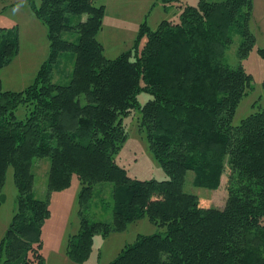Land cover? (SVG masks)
I'll return each instance as SVG.
<instances>
[{"label": "trees", "instance_id": "trees-1", "mask_svg": "<svg viewBox=\"0 0 264 264\" xmlns=\"http://www.w3.org/2000/svg\"><path fill=\"white\" fill-rule=\"evenodd\" d=\"M159 1L164 9L182 2ZM32 7L47 28L49 58L24 90L4 91L0 84V203L8 166L17 191L0 264H45L41 228L50 215V194L67 188L72 176L80 184V223L66 254L75 264L87 259L95 234L106 237L142 218L159 230L137 235L109 264H264V105L253 104L232 124L252 90L251 74L241 64L254 46L251 0H199L154 31L142 23V49L112 60L96 38L104 5L40 0ZM67 33L75 39L63 38ZM235 35L241 40L232 68L223 59ZM15 41L0 43V69L15 55ZM65 52L73 58L70 79L52 83L53 66ZM262 90L264 98V77ZM140 92L150 96L143 105ZM19 107L22 118L16 116ZM132 110L139 112L137 131L164 172L162 180L130 178L114 161L127 138L123 119ZM42 158L49 169L45 197L38 199L32 166ZM226 170L221 210L183 190L188 172L193 186L216 189ZM98 186H110V223L86 215Z\"/></svg>", "mask_w": 264, "mask_h": 264}, {"label": "rangeland", "instance_id": "rangeland-1", "mask_svg": "<svg viewBox=\"0 0 264 264\" xmlns=\"http://www.w3.org/2000/svg\"><path fill=\"white\" fill-rule=\"evenodd\" d=\"M199 0H182L180 6L164 9L159 0H95V5H104L102 28L97 40L102 45L103 54L112 60L124 52L140 51L145 37H139V28L145 23L154 31L162 20L176 22L183 6H196ZM222 2L224 0H205ZM40 0H0V28L4 30L3 40L16 37L17 51L9 63L0 69V84L4 91L19 92L27 88L35 79L41 65L48 63L49 41L46 26L38 20L32 6L39 7ZM249 30L254 37V46L242 60V68L252 77V90L242 98L236 107L232 124L237 125L251 111L252 105H264L262 80L264 77V0H251ZM76 35L67 33L63 38L74 40ZM232 44L224 53L223 63L229 67L238 66L237 49L240 36H232ZM137 46V48L135 47ZM133 60V59H132ZM73 64L72 54L65 52L58 57L53 66L51 82L66 84L70 79ZM150 96L144 92L137 95L143 105ZM23 107L16 111L18 118L24 117ZM139 112L131 111L123 119L127 133L126 141L114 156L117 165L126 170L130 178L137 180H162L164 172L152 158L145 140L137 131ZM49 169L48 158L35 159L33 194L44 199ZM192 173L185 176L183 190L195 194L205 207L223 209L227 199V170L222 175L216 189L195 187L191 183ZM110 185L109 183H106ZM111 186V185H110ZM110 186H98L89 202L86 215L91 221L110 223ZM79 181L72 176L70 185L50 194V215L41 228V252L45 264H75L68 259L66 248L70 236L79 229L78 194ZM0 203V241L8 229L16 207L17 191L13 182V169L8 166L2 188ZM105 199V201H104ZM110 201V203H107ZM110 204V205H109ZM158 227L146 218L130 222L122 231H114L106 237L95 234L87 259L81 264H109L126 245L132 243L137 235L156 233Z\"/></svg>", "mask_w": 264, "mask_h": 264}]
</instances>
